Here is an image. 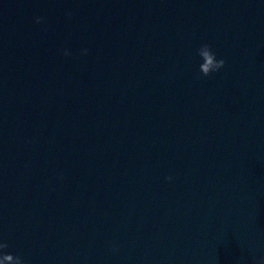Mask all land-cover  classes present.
I'll list each match as a JSON object with an SVG mask.
<instances>
[{
	"label": "water",
	"instance_id": "1",
	"mask_svg": "<svg viewBox=\"0 0 264 264\" xmlns=\"http://www.w3.org/2000/svg\"><path fill=\"white\" fill-rule=\"evenodd\" d=\"M0 238L264 264V0H0Z\"/></svg>",
	"mask_w": 264,
	"mask_h": 264
},
{
	"label": "clouds",
	"instance_id": "2",
	"mask_svg": "<svg viewBox=\"0 0 264 264\" xmlns=\"http://www.w3.org/2000/svg\"><path fill=\"white\" fill-rule=\"evenodd\" d=\"M70 14V13H69ZM37 22H40L42 21L44 18L43 17H37ZM205 48L208 47L207 44L204 45ZM82 52L84 54H87L88 52V49L87 48H84L82 50ZM64 54L65 55H71V52L69 49H64ZM226 61L224 58H221L219 60H216L213 62V64L211 65V68L215 71H219L221 68L224 67ZM205 68V71L208 70L209 66L208 65H205L204 66ZM168 180H172L173 177L171 175H169L167 177ZM8 241L5 240L4 238H0V250H3V249H6L8 247ZM8 259H11L13 261V264H28V261L21 255H18V254H12L11 256H8L6 254H3L2 251H0V264H4V261L5 260H8Z\"/></svg>",
	"mask_w": 264,
	"mask_h": 264
}]
</instances>
